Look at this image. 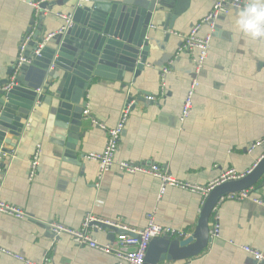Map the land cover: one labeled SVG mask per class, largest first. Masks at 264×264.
<instances>
[{"label":"crops","instance_id":"0c3cea01","mask_svg":"<svg viewBox=\"0 0 264 264\" xmlns=\"http://www.w3.org/2000/svg\"><path fill=\"white\" fill-rule=\"evenodd\" d=\"M38 1L0 0V81L10 80L7 71L16 63L23 40L30 35L28 29L45 35L58 31L64 25L58 15H67L72 3L57 0L38 28L31 26L37 10L31 4ZM212 5V0H183L171 29L163 30L162 17L151 21L149 57L135 85L126 88L117 80L93 79L85 94L89 116L105 130L114 127L121 109L130 105L116 161L157 165L178 181L207 185L230 169L249 170L264 155V144L247 152L253 143L264 140V39L253 41L237 30L236 10L216 21L192 110L181 121L183 99L195 75L191 56L179 50L183 37ZM207 32L204 26L198 36ZM165 68L169 73L162 81ZM134 86L141 93L130 95ZM138 96L153 100L134 105ZM90 119L83 121L84 137L75 146V157H66L64 148L55 143L53 112L47 104H37L28 119L29 131L19 139L0 176V199L23 209L31 219L0 214V249L36 264H120L112 256L76 246L68 236L55 241L44 224L77 229L86 213L120 220L134 229H142L146 216L153 214L163 227L189 235L194 231L202 205L198 195L167 188L158 198V179L124 174L115 166L99 178L98 164L85 155L102 151L107 135ZM37 147V174L29 181V164ZM251 198L261 205L252 199L218 203L209 227L216 217L220 237L201 254L161 264H264L242 250L249 247L264 254V175ZM92 235L106 243L116 234L103 229L93 230ZM0 264L25 263L0 252Z\"/></svg>","mask_w":264,"mask_h":264},{"label":"water","instance_id":"95a60500","mask_svg":"<svg viewBox=\"0 0 264 264\" xmlns=\"http://www.w3.org/2000/svg\"><path fill=\"white\" fill-rule=\"evenodd\" d=\"M56 1L40 3L31 26L41 27L44 12H51L58 3ZM63 1L72 2L67 14L71 17L70 24L64 23L61 33H58L59 29L48 35L41 30L31 33L28 29L31 40L23 52L28 63L18 69L14 64L8 69L7 75H14L9 90H2L8 81H0V176L19 139L29 131L28 119L39 103L47 104L53 112L55 143L64 148L66 157H75V146L84 137L80 130L85 119L82 115L85 94L93 79L117 80L126 88L135 85L149 57L147 35L151 21L162 17L163 30L171 29L183 0L129 3L90 0L91 4L81 6H76L78 0ZM38 49V55H35ZM133 92L141 93L135 86L130 95ZM148 101L146 97L138 96L134 105ZM263 175L264 157L244 178L214 187L201 205L198 221L189 237L163 235L152 238L143 264L188 260L201 254L211 243L209 222L220 199L230 193L254 189ZM99 227L121 233L106 225Z\"/></svg>","mask_w":264,"mask_h":264},{"label":"built area","instance_id":"2783aa9c","mask_svg":"<svg viewBox=\"0 0 264 264\" xmlns=\"http://www.w3.org/2000/svg\"><path fill=\"white\" fill-rule=\"evenodd\" d=\"M53 1V0H40L38 3ZM90 0H78L76 6H81L83 4H88ZM213 5L208 14L201 19L189 33L183 37V43L180 48V52H187L191 56V62L194 66V79L191 83L190 89L183 99L182 110H181V121H183L192 110V98L195 88L198 86V77L202 71L203 63L205 62L211 44L212 35L215 32L216 21L223 15L230 13L232 10L242 9L247 2L244 0H212ZM38 3L31 4L37 9ZM38 4V5H37ZM36 10V15H37ZM48 10L44 12V15H47ZM66 25L70 24V15H61L59 14ZM207 26L208 32L203 36H198V32L202 27ZM65 26L61 27L58 33H61L64 30ZM52 35V34H51ZM49 35V36H51ZM31 40V34L23 40L21 45L17 61L15 63L17 69L24 63L28 61L24 58L23 52L26 46V43ZM42 47V45H40ZM39 49L35 51V55H38ZM168 69H162V81L164 75L168 74ZM14 75L10 77L8 83L2 88L3 91H7L13 85ZM87 96V95H86ZM85 96V104L83 108L82 115L85 119H90L88 103ZM148 100H153L152 98H147ZM130 114V105H126L121 109L118 120L114 127L105 130L104 126L96 122L94 119H90V123L98 126L100 129L106 131V143L104 148L100 152H92L85 155V159L93 161L99 166V178L103 173L115 166L121 173L128 175L142 174L150 177H154L159 180V193L158 198L165 192L167 188H175L181 191H186L194 195H198L201 198V203L203 204L205 198L210 193V191L220 185L221 183L233 180H239L247 176L256 164L264 157L261 155L258 160L252 165V167L245 172H237L236 170L230 169L222 174L218 179L208 183L207 185H196L188 182L178 181L172 178L166 170L161 169L157 165H141L133 161H116L115 153L118 148L120 137L126 125V122ZM264 140H259L253 143L248 149L247 152L251 153L254 149L262 146ZM40 155L39 147L36 148L35 152L32 155L29 164V174L28 179L32 181L38 169V159ZM252 189L243 190L237 193H230L225 197H222L219 201H242L251 198ZM252 201L258 205H261V201L257 199H252ZM215 210V209H214ZM213 210V211H214ZM0 214L5 215L17 220H29L31 217L23 211V209L12 206L4 203L0 199ZM45 227L49 233L53 236L56 241L62 235L68 236L71 241L78 247H86L114 257L120 264H143L144 256L149 241L152 238H158L163 235H171L178 238H187L189 234L183 232H177L171 228L163 227L156 223L154 215L148 214L146 216V224L142 229H134L127 227L120 220H110V219H101L94 217L91 213H86L81 225L77 229L68 228L60 223L56 222H45ZM99 225H106L113 227L121 231L114 235V240L106 243H100L93 238V230H103ZM105 231V230H104ZM209 237L212 240L218 239L219 234V225L217 223V218L215 217L213 223L209 229ZM231 243V242H230ZM242 250L250 255L257 262H264V254L251 249L249 247H242ZM0 252L13 257L14 259L21 261L25 264H36L31 262L28 259H25L21 256L14 255L11 252L0 249ZM41 264H47V261H43Z\"/></svg>","mask_w":264,"mask_h":264},{"label":"clouds","instance_id":"9594fccd","mask_svg":"<svg viewBox=\"0 0 264 264\" xmlns=\"http://www.w3.org/2000/svg\"><path fill=\"white\" fill-rule=\"evenodd\" d=\"M237 30L250 40L264 39V0H249L236 13Z\"/></svg>","mask_w":264,"mask_h":264}]
</instances>
